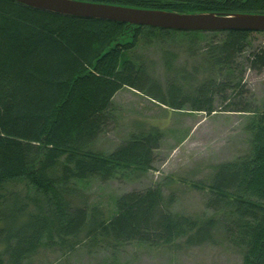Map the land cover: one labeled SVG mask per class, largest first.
<instances>
[{"label":"trees","instance_id":"obj_1","mask_svg":"<svg viewBox=\"0 0 264 264\" xmlns=\"http://www.w3.org/2000/svg\"><path fill=\"white\" fill-rule=\"evenodd\" d=\"M87 1L192 13L264 12V0ZM253 32L160 29L0 0V264H24L41 246L71 249L84 240L153 248L223 240L241 249L242 264H264V106L260 110L243 83L246 69L264 68V44L250 48ZM140 43L162 46L173 72L166 84L134 54ZM177 43L199 58L184 76L199 78L196 88L174 69L170 47ZM123 87L172 109L188 104L208 115L218 98L226 102L222 110L248 114L251 150L193 184L206 191L210 215L172 210L174 198L160 185L117 195L108 218L99 206L70 201L83 181L108 182L153 167L163 138L156 125L132 132L110 153L95 149ZM20 180L34 193L5 190Z\"/></svg>","mask_w":264,"mask_h":264},{"label":"rangeland","instance_id":"obj_2","mask_svg":"<svg viewBox=\"0 0 264 264\" xmlns=\"http://www.w3.org/2000/svg\"><path fill=\"white\" fill-rule=\"evenodd\" d=\"M251 46L264 44V33L250 34ZM141 44V43H140ZM187 45L173 44L170 47L175 57V70L183 83L187 80L198 85V79L187 76L192 72L199 58H191L185 51ZM250 50V49H249ZM247 51L241 58L243 61ZM144 61L150 76L163 85L173 76L164 63L162 46L157 43L141 44L134 51ZM243 80L245 88L254 95L255 104L260 110L264 103V68L246 69ZM193 76V75H190ZM194 92V90H192ZM251 97V96H250ZM247 99L249 96L246 97ZM113 119L106 131L96 142L95 149L110 153L128 139L132 132L148 130L156 125L163 132V138L155 149V161L152 169L145 172H133L128 177L113 178L108 182L90 179L80 183L77 193L70 198L75 205L99 206L105 216L116 212L117 195L134 189L142 190L149 186L160 185L166 197L174 201L170 208L176 212L193 215H210L205 206L208 197L206 191L193 185L208 181L217 164L232 161L250 149L251 133L246 123L249 116L245 112L222 110L226 102L215 98L211 114L203 110H193L190 105L183 109H172L161 104L136 88L123 87L113 97ZM6 191L16 190L27 194L33 189L24 180L16 181L5 187ZM33 208V203H31ZM105 244V245H104ZM90 245L82 241L75 248L46 247L32 254L24 264H242V252L227 241L204 243L192 247L183 245L153 248L136 243L114 246L111 243Z\"/></svg>","mask_w":264,"mask_h":264},{"label":"water","instance_id":"obj_3","mask_svg":"<svg viewBox=\"0 0 264 264\" xmlns=\"http://www.w3.org/2000/svg\"><path fill=\"white\" fill-rule=\"evenodd\" d=\"M35 9L79 18L101 19L151 25L157 28L176 30H252L264 31V12L259 13H217V12H178L175 10L152 9L129 5L101 3L87 0H13Z\"/></svg>","mask_w":264,"mask_h":264}]
</instances>
